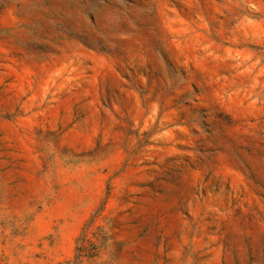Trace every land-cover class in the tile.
I'll return each instance as SVG.
<instances>
[{
	"label": "rangeland",
	"instance_id": "374dc122",
	"mask_svg": "<svg viewBox=\"0 0 264 264\" xmlns=\"http://www.w3.org/2000/svg\"><path fill=\"white\" fill-rule=\"evenodd\" d=\"M0 264H264V0H0Z\"/></svg>",
	"mask_w": 264,
	"mask_h": 264
}]
</instances>
